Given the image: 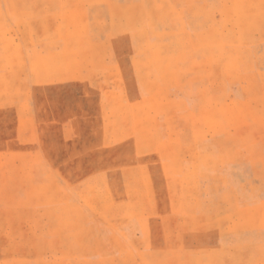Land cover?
Masks as SVG:
<instances>
[{
  "label": "rangeland",
  "instance_id": "rangeland-1",
  "mask_svg": "<svg viewBox=\"0 0 264 264\" xmlns=\"http://www.w3.org/2000/svg\"><path fill=\"white\" fill-rule=\"evenodd\" d=\"M0 264H264V0H0Z\"/></svg>",
  "mask_w": 264,
  "mask_h": 264
}]
</instances>
